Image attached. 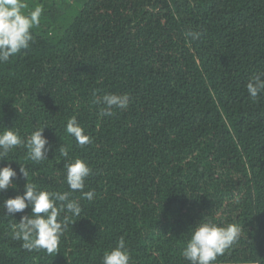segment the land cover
I'll use <instances>...</instances> for the list:
<instances>
[{
  "label": "trees",
  "instance_id": "1",
  "mask_svg": "<svg viewBox=\"0 0 264 264\" xmlns=\"http://www.w3.org/2000/svg\"><path fill=\"white\" fill-rule=\"evenodd\" d=\"M25 2L44 11L30 48L0 63V131L27 139L47 125L52 150L37 163L17 147L0 167L25 165L29 182L63 192L65 163L81 158L95 196L73 194L82 214L51 255L13 237L30 208H0V264H102L121 236L130 264H189L203 218L241 228L215 264H264V93L246 88L264 72V0ZM107 93L128 94V108L100 116ZM73 116L91 138L83 147L66 132ZM14 183L0 205L23 194L26 178Z\"/></svg>",
  "mask_w": 264,
  "mask_h": 264
},
{
  "label": "clouds",
  "instance_id": "2",
  "mask_svg": "<svg viewBox=\"0 0 264 264\" xmlns=\"http://www.w3.org/2000/svg\"><path fill=\"white\" fill-rule=\"evenodd\" d=\"M43 6L29 9L25 0H0V63H6L22 50L29 49L34 43L33 30L40 24ZM188 35L199 40L203 33L189 32ZM252 99L264 93V72L252 75L247 85ZM128 94L107 93L98 96L94 103L102 105L99 115L110 117L116 109L126 110L129 106ZM47 125L37 127L25 139L18 128H5L0 131V161L8 157L14 148H26L27 158L37 163L48 159L52 150L48 138L44 135ZM67 134L75 138L83 147L91 142L77 117H71L66 125ZM62 157L68 158L67 148L61 144L58 150ZM68 191H50L35 182H29V168L20 164L19 172L9 163L0 167V192L16 188L15 178H26L23 194L6 199L0 208L6 215L15 216L31 209L30 215H23L18 224L13 225V237L23 241L22 247L31 251L46 250L51 255L58 253L61 238L65 235L74 218L80 217L83 207L80 199L74 198L77 191L82 198L92 201L94 190L84 191L86 180L92 174L87 161L75 158L65 163ZM78 221V220H77ZM75 221V222H77ZM241 235V228L235 223L218 224L213 219L203 218L190 229V237L182 255L189 264H215ZM131 256L125 238L121 236L117 244L103 253L102 264H130Z\"/></svg>",
  "mask_w": 264,
  "mask_h": 264
}]
</instances>
